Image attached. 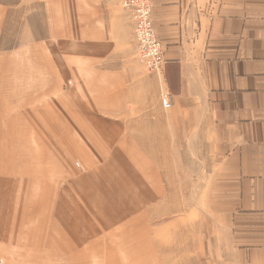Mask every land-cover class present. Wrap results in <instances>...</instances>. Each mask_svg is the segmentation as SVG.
Masks as SVG:
<instances>
[{"label": "crops", "instance_id": "crops-1", "mask_svg": "<svg viewBox=\"0 0 264 264\" xmlns=\"http://www.w3.org/2000/svg\"><path fill=\"white\" fill-rule=\"evenodd\" d=\"M150 1L153 73L121 0H0V196L14 189L17 209L49 180L67 220L75 207L152 264H264V0ZM179 148L199 185L186 194L204 197L192 221L161 181ZM70 156L89 170L75 175Z\"/></svg>", "mask_w": 264, "mask_h": 264}, {"label": "rangeland", "instance_id": "rangeland-1", "mask_svg": "<svg viewBox=\"0 0 264 264\" xmlns=\"http://www.w3.org/2000/svg\"><path fill=\"white\" fill-rule=\"evenodd\" d=\"M1 1L10 4L19 2L18 5H20L24 0ZM29 134L32 135L33 132H29ZM34 135L40 138L41 132L37 131ZM16 137L20 140L27 138L26 135L22 134L21 136L19 133H17ZM29 137L30 139L32 138L31 136ZM80 150L84 149L75 147V151L78 152ZM86 150L88 151V155H90L89 149ZM185 150L186 149L179 148L172 151V159L177 162V167L175 163L173 168H171V163L169 164V162L167 164H162L163 171L167 173L164 175L163 172L161 181L163 187L167 188V191H170L172 183L174 188L185 193L177 196V202L183 206L184 201H187V208L184 206L183 209H179V215L177 216L179 219L183 220H186V216H188L189 220L192 221V219H196V215L202 214L200 208L201 201L204 197L186 194L187 189L199 187V185L196 179L194 181L192 179L186 180V173L183 172L181 174L179 172L180 167L183 168V171H186V166L189 162V166L191 167L193 157L189 155L186 157ZM102 151L106 153L105 149H102ZM169 151H171V149H168V152ZM172 152L170 156H172ZM68 154L69 152L66 150L65 155L68 156ZM101 158V162L106 161L105 156H101ZM70 159L75 175L83 174V172L89 170V165L85 163L81 156H70ZM152 167H154V165ZM170 169L174 172L178 170V173H174L175 179H173V181L170 180ZM149 174H151L150 178H152L153 173L151 172ZM33 181L41 180L34 179ZM156 182L158 184V181ZM46 184V190L43 192L42 189L40 197L32 193L28 205L26 203L28 199L26 193L20 196V201L22 202L18 205L17 209L13 206V202L17 199V196L14 194V189H12L11 193L0 196L1 198H5L1 199V201L5 203V207L0 208V226L2 224L10 226L9 231L13 230L12 234H8L6 237L1 236L0 231V264H152L155 262L153 259L143 260L130 258L132 256H137L138 251H134V253L131 254L125 253L123 249H127L128 244H122V236L120 234L104 236L105 229L101 227L100 222L97 221L95 223L97 225H95L96 227H91L89 223L82 219L80 211L76 210L75 207L73 209L75 220H73V218L72 221L67 220L64 216L66 210L58 207V200L54 204L52 199L53 185L49 180L48 182L46 180ZM149 184L152 186L151 183ZM58 191L59 190H57V192ZM164 196L165 201L163 203L171 205V201L175 200V197L172 198L173 196ZM32 206H37L38 208L37 215H35L37 225L33 230L31 239H27V229L23 227V224L28 221L29 215L27 211ZM81 206L84 208L83 205ZM169 218L170 217H162L161 220L162 222H167ZM13 219L16 220V223L12 221ZM198 224H194L191 230L200 228L197 226ZM33 225L34 222L31 221L29 230H31ZM74 236L77 238V242L74 241ZM98 239H100V241ZM124 239L126 238L124 237ZM11 242H13L12 247L10 244ZM44 242L45 247L43 246ZM52 249L57 250V252L54 253ZM50 254L52 255L51 257Z\"/></svg>", "mask_w": 264, "mask_h": 264}, {"label": "built area", "instance_id": "built-area-1", "mask_svg": "<svg viewBox=\"0 0 264 264\" xmlns=\"http://www.w3.org/2000/svg\"><path fill=\"white\" fill-rule=\"evenodd\" d=\"M121 6L128 11L132 19L136 57L148 73L160 70L163 62V45L154 29L151 1L121 0ZM161 103L163 107L169 106L166 94L161 96Z\"/></svg>", "mask_w": 264, "mask_h": 264}, {"label": "bare ground", "instance_id": "bare-ground-1", "mask_svg": "<svg viewBox=\"0 0 264 264\" xmlns=\"http://www.w3.org/2000/svg\"><path fill=\"white\" fill-rule=\"evenodd\" d=\"M128 196H129V194H128ZM0 231H1V236H3V237H6L8 234H12V232H13V230L9 231V227L5 226L3 224L0 226ZM52 250L54 253L57 252V250H54V249H52Z\"/></svg>", "mask_w": 264, "mask_h": 264}]
</instances>
